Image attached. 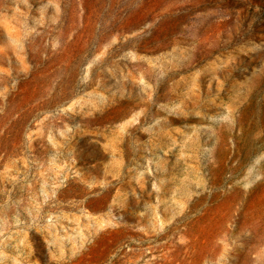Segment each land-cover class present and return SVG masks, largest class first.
I'll return each instance as SVG.
<instances>
[{
  "label": "rangeland",
  "instance_id": "obj_1",
  "mask_svg": "<svg viewBox=\"0 0 264 264\" xmlns=\"http://www.w3.org/2000/svg\"><path fill=\"white\" fill-rule=\"evenodd\" d=\"M0 264H264V0H0Z\"/></svg>",
  "mask_w": 264,
  "mask_h": 264
}]
</instances>
